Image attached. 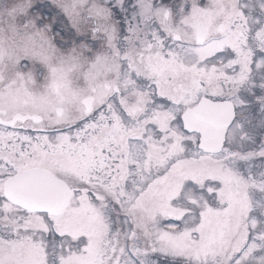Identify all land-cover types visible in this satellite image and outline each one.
Masks as SVG:
<instances>
[{
  "label": "snow or ice",
  "instance_id": "snow-or-ice-1",
  "mask_svg": "<svg viewBox=\"0 0 264 264\" xmlns=\"http://www.w3.org/2000/svg\"><path fill=\"white\" fill-rule=\"evenodd\" d=\"M0 264H264V0H0Z\"/></svg>",
  "mask_w": 264,
  "mask_h": 264
}]
</instances>
